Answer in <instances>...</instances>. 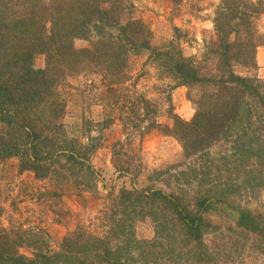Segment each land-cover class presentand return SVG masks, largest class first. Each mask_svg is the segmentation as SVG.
Here are the masks:
<instances>
[{"label":"trees","instance_id":"obj_1","mask_svg":"<svg viewBox=\"0 0 264 264\" xmlns=\"http://www.w3.org/2000/svg\"><path fill=\"white\" fill-rule=\"evenodd\" d=\"M129 9L125 0H0V162L16 158L20 173L33 171L39 180L53 177L59 185L74 181L82 192L97 188L90 162L101 144L68 135V101L60 90L69 78L85 75L96 78L86 85L89 93L105 87L94 94L107 109L118 106L138 118L129 119L134 133L150 122L145 133L158 129L180 142L185 161L172 166L180 171L156 173L157 180L176 187L170 193L152 186L121 189L97 218H103L105 237L81 226L57 252L46 249L39 235L0 229V264H215L203 240L211 227L204 216L213 201L227 203L264 188V82L236 70H256L257 47L264 46L255 21L263 13L260 3L224 0L214 22L217 41L210 53L215 69L209 72V58L198 62L179 50H153L150 27ZM78 39L91 46L76 48ZM143 51L164 59L174 88L188 87L196 108L192 120L171 113L173 124L163 126L156 121L160 105L138 93L134 83L133 90L127 85L133 80L131 57ZM41 55L44 68L35 64ZM127 149L116 142L113 163L116 171L132 174L134 157ZM212 186L215 193L208 195ZM237 210L231 230L249 235L264 257V214ZM146 217L152 218L156 234L147 242L134 230ZM24 240L36 247L32 257L19 253ZM220 250H214L218 264H227L231 252Z\"/></svg>","mask_w":264,"mask_h":264},{"label":"rangeland","instance_id":"obj_2","mask_svg":"<svg viewBox=\"0 0 264 264\" xmlns=\"http://www.w3.org/2000/svg\"><path fill=\"white\" fill-rule=\"evenodd\" d=\"M125 1L133 16L142 19L150 27L153 33V50H179L185 57L198 62L209 58L206 63L207 71L215 69L210 51L212 43L217 41L214 22L224 0ZM250 1L260 3L263 13L255 21L259 32L263 34L264 0ZM131 5L133 6L130 7ZM75 45L78 49H84L89 48L91 43L78 39ZM163 60L152 51L133 55L129 67L133 80L127 85L131 87L134 83V89L138 93L160 105L161 110L156 121L163 126L173 124L171 113L190 121L196 108L188 96L189 89L186 86L174 88L176 82L166 72L162 65ZM35 64L38 68H44L45 56L37 57ZM236 70L246 75H255L264 82V46L257 47L256 70L247 72L240 67ZM93 78L96 79L85 75L69 78L67 86L60 90L68 101L64 118L68 135L82 142L96 138L101 144L90 162L96 173V189L82 192L74 181L59 185L53 177L39 180L33 171L20 173L16 158L0 162V229L13 235L22 234L23 237L39 235L44 240L46 249L56 252L60 250L64 238L81 226L96 236L105 237L103 218H97L102 216V211L108 209L109 199L116 197L121 189L142 191L152 186L170 193L176 186L172 184L169 187L163 180H157L156 173L168 170L171 175L178 173L180 170L172 166L185 161L182 146L176 138L158 129L145 133V127L150 122L143 123L144 126L134 133L131 122L138 118L130 116L127 109H124L123 114L118 106L107 109L99 102L94 93H103L104 86L89 93L90 88L86 85H90ZM141 133L145 135L141 137ZM118 141L129 147L125 152H129L130 158L134 157L133 171L139 169V176L135 177L134 172L127 174L116 171L113 151ZM185 168L186 166L182 169ZM209 189L208 195H213L214 186ZM189 202L192 210L195 204L191 202V198ZM237 207L264 214V188L240 194L227 203L213 201L211 209L204 216L211 224L203 236L207 250L210 251L207 257L218 264L219 256L215 255L214 250L218 247L221 251L222 247L231 252L227 264H264L263 255L253 249L256 246L252 238L239 230H231L236 227L239 219ZM134 230L139 240L147 242L156 237L155 224L151 217L138 221ZM28 244L24 240L18 250L20 254L32 257L36 247ZM40 244L41 242L38 243Z\"/></svg>","mask_w":264,"mask_h":264}]
</instances>
